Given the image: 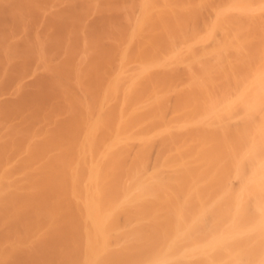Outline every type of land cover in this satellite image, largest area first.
I'll return each mask as SVG.
<instances>
[{
	"label": "bare ground",
	"instance_id": "bare-ground-1",
	"mask_svg": "<svg viewBox=\"0 0 264 264\" xmlns=\"http://www.w3.org/2000/svg\"><path fill=\"white\" fill-rule=\"evenodd\" d=\"M0 264H264V0H0Z\"/></svg>",
	"mask_w": 264,
	"mask_h": 264
}]
</instances>
